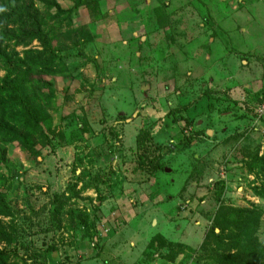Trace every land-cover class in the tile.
<instances>
[{
  "label": "rangeland",
  "instance_id": "374dc122",
  "mask_svg": "<svg viewBox=\"0 0 264 264\" xmlns=\"http://www.w3.org/2000/svg\"><path fill=\"white\" fill-rule=\"evenodd\" d=\"M264 0H0V264H264Z\"/></svg>",
  "mask_w": 264,
  "mask_h": 264
},
{
  "label": "built area",
  "instance_id": "2783aa9c",
  "mask_svg": "<svg viewBox=\"0 0 264 264\" xmlns=\"http://www.w3.org/2000/svg\"><path fill=\"white\" fill-rule=\"evenodd\" d=\"M256 113L260 116L264 114V98L260 101V103L255 107Z\"/></svg>",
  "mask_w": 264,
  "mask_h": 264
},
{
  "label": "trees",
  "instance_id": "16d2710c",
  "mask_svg": "<svg viewBox=\"0 0 264 264\" xmlns=\"http://www.w3.org/2000/svg\"><path fill=\"white\" fill-rule=\"evenodd\" d=\"M261 99H263V98H261Z\"/></svg>",
  "mask_w": 264,
  "mask_h": 264
}]
</instances>
